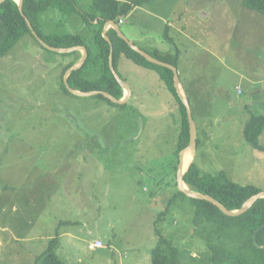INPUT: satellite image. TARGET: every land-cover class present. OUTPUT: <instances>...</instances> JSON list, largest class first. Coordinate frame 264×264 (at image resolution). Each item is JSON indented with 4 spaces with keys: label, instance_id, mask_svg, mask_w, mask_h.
<instances>
[{
    "label": "rangeland",
    "instance_id": "rangeland-1",
    "mask_svg": "<svg viewBox=\"0 0 264 264\" xmlns=\"http://www.w3.org/2000/svg\"><path fill=\"white\" fill-rule=\"evenodd\" d=\"M76 2L89 11L90 0ZM143 7L118 25L125 37L146 53L177 46L181 91L189 83L208 92L201 100L189 95L199 139L190 164L264 192V130L262 150L243 134L251 115L264 116V16L243 0ZM77 18L49 10L40 22L46 34L81 35L94 58L85 73L97 76L92 27L82 29ZM60 59L29 36L0 58V264H35L56 236L54 253L65 264H151L155 229L186 253L185 264L190 256L201 261L207 233L190 222L185 200L157 220L176 193L173 93L156 71L120 57L116 72L132 92L127 103L67 95ZM97 241L102 247L89 250Z\"/></svg>",
    "mask_w": 264,
    "mask_h": 264
},
{
    "label": "trees",
    "instance_id": "trees-1",
    "mask_svg": "<svg viewBox=\"0 0 264 264\" xmlns=\"http://www.w3.org/2000/svg\"><path fill=\"white\" fill-rule=\"evenodd\" d=\"M90 1L89 11L85 12L77 4L76 0H23L22 14H20L17 3L14 0H6L0 5V58L7 56L21 39L29 36L47 53L61 58V89L65 94L72 96L65 88L63 78L65 72L80 59V52L73 51L58 54L46 50L31 34L25 22L24 17H26L37 36L47 45L59 49H69L75 46H83L87 49L88 57L84 65L72 71L68 76L67 83L72 89L81 92L102 91L112 95L116 99H121L123 97V90L110 71V46L102 37V29L105 23L109 21H114L117 25H121L119 21L123 20V17L130 15L137 7L145 6L149 0H129L127 2H120L118 0ZM243 5L250 11L264 16V0H243ZM49 10H55L65 16L76 15L77 19L84 24L81 27L84 30L88 26L93 28L97 26L94 31L92 30L96 45V57H94L97 60L94 63L98 66L93 72L97 76H90V72L88 74L85 73L86 68L94 58L91 56V50L81 35L77 33H63L60 35L44 33L40 18L43 13ZM95 21L97 22L96 26L93 24ZM167 28L168 26H166V31L168 32L169 28ZM71 29L75 30L74 28ZM107 36L113 47L112 64L115 70L120 57L130 60L137 66L154 70L158 73L166 88L175 96L180 113V128L176 149L178 157V154L189 144V124L185 106L179 99L173 86L172 71L146 61L119 38L113 29L107 32ZM165 39L172 42L168 34L165 35ZM148 54L161 62L170 64L176 68L178 66L179 51L177 48L174 55H162L158 52ZM94 97L105 101L109 106H120L112 103L102 95ZM250 118L244 126V138L253 148L262 150L259 138L264 130V116L251 115ZM198 145L199 139L197 140L196 149ZM174 170L177 171V166H174ZM183 180L190 190L215 198L229 210L240 209L251 197L261 192V190L253 186H241L220 176L213 177L202 174L200 169L195 165V162L189 166ZM174 186L176 193L170 198L165 211L159 214L157 220L162 219L168 212L169 207L177 200H185L188 203L187 208L191 213L190 222L207 233L206 246L208 252H205V257L200 261L196 257L190 256L186 264H264V228L258 232L255 239L257 246L260 248L255 246L253 240V234L256 230L264 226V199L257 200L243 215L228 217L207 201L191 199L185 196L178 190L176 182ZM155 234L157 236V244L151 253V264H185L183 259L186 256L184 257L183 255L186 253L180 252L174 242L161 235L157 229H155ZM57 244L58 236L49 241L46 250L35 259V264H65L54 253Z\"/></svg>",
    "mask_w": 264,
    "mask_h": 264
},
{
    "label": "water",
    "instance_id": "water-1",
    "mask_svg": "<svg viewBox=\"0 0 264 264\" xmlns=\"http://www.w3.org/2000/svg\"><path fill=\"white\" fill-rule=\"evenodd\" d=\"M6 0H0V5L3 4ZM17 5H18V10L20 12V14H22V9H23V0H14ZM25 18V22L26 25L28 26V28L31 31V34L33 35L34 38H36V40L38 41V43L45 48L48 51L51 52H55L58 54H64V53H70L73 51H79L82 53V57L80 58L79 61H77L75 63V65H73L71 68H69L64 75L63 78V82H64V86L65 88L68 90L69 93H71L72 95L75 96H79V97H94L97 95H102L103 97L107 98L108 100H110L112 103L117 104V105H124L125 103H127L128 99L131 97V89L129 87V85L127 83H125L117 74L115 68L113 67L112 64V52H113V47L111 44V41L109 39V37L107 36V27H111L113 30H115V32L117 33V35L119 36V38H121L132 50H134L136 53H138L140 56H142L146 61L167 68L169 70L172 71L173 73V86L174 89L176 90V93L179 97V99L181 100V102L183 103V105L185 106L186 109V114H187V120H188V124H189V144L188 146L183 149L180 153H179V164L177 167V173H176V184H177V188L178 190L183 193L185 196L191 198V199H196V200H203V201H207L209 203H211L212 205H214L215 207H217L224 215L228 216V217H238L243 215L244 213H246L251 206L259 199H264V192H259L258 194L254 195L253 197H251L246 203H244V205L238 209V210H229L227 209L223 204H221L219 201H217L215 198L209 196V195H205V194H201V193H197L194 192L192 190H190L186 184L184 183V175L186 172L182 171V160H183V155L186 151H191V152H195L196 150V146H197V128H196V124L195 121L193 119V115H192V111H191V107L188 101V98L185 96V93L181 91V83H180V78L178 75V71L177 68L159 61L156 58H153L151 55H149L148 53H146L145 51L141 50L138 46H136L133 42L129 41L125 35L121 32V30L119 29L118 25L114 22V21H109L106 22L105 27L102 31V37L108 42L109 46H110V55H109V68L111 73L113 74L114 78L116 79V81L118 82V84L120 85V87L122 88L123 91H125L126 93L123 95V97L121 99H116L115 97H113L112 95L106 93V92H102V91H89V92H81V91H77L72 89L68 83H67V79L68 76L70 75V73L74 70H77L79 68H81L87 57H88V52L87 49L83 46H75L69 49H59V48H54L51 47L49 45H47L46 43H44L35 33V31L33 30V27L30 23V21ZM263 227L259 228L258 230H256V232L253 234V240H254V244L255 246H257L255 239L256 236L258 234V232L263 229ZM258 247V246H257ZM260 248V247H258Z\"/></svg>",
    "mask_w": 264,
    "mask_h": 264
},
{
    "label": "crops",
    "instance_id": "crops-1",
    "mask_svg": "<svg viewBox=\"0 0 264 264\" xmlns=\"http://www.w3.org/2000/svg\"><path fill=\"white\" fill-rule=\"evenodd\" d=\"M118 1H120V2H126V1H128V0H118ZM136 10H140V11H142V10H144V7H137L136 9H134L132 12L133 13H135V11ZM123 21V20H122ZM96 21L93 23L94 24V26H96ZM124 23V21L122 22V24ZM106 24V23H105ZM166 26H168V28H169V25H166ZM104 27H105V25L103 26V29H104ZM119 27V26H118ZM96 28H97V26H96ZM96 28H93L92 27V29H91V31L93 30L94 31V29H96ZM103 29H102V31H103ZM110 29H112L111 27H107V32L110 30ZM119 29H120V27H119ZM121 30V29H120ZM73 31V30H72ZM115 31V30H114ZM121 32L123 33V31L121 30ZM124 34V33H123ZM127 37V36H126ZM148 40H150V41H152L151 39H149L148 38ZM153 42V41H152ZM167 42V41H166ZM134 43V42H133ZM168 44H170L169 42H167ZM135 44V43H134ZM87 47V46H86ZM176 48L178 49V51H179V59H178V64H179V61H180V56H181V54H182V51L177 47V46H175L174 48L172 47V52H169V51H167L166 50V48H165V50H163L162 52H160L158 49H156V48H151L150 50L151 51H153V52H158L159 54H162V55H173V54H175V52H176ZM175 51V52H174ZM80 54H81V57H82V53L80 52ZM80 57V58H81ZM80 60V59H79ZM78 60V61H79ZM177 68H178V66H177ZM178 71V70H177ZM178 75H179V73H178ZM184 88L186 89L185 90V94H186V96H187V98H189V95H190V97L191 98H193L194 100L195 99H206L207 97H208V92L207 93H205V92H203V91H199V90H197L196 88H193V89H190L189 88V83H187L185 86H184ZM240 89V88H239ZM124 93V92H123ZM126 93V92H125ZM124 93V94H125ZM123 94V95H124ZM237 94L238 95H241V94H243V91L241 92V94L240 93H238V91H237ZM131 95H132V92H131ZM242 107H243V109L247 112V110H248V108H247V105H246V103H243L242 104Z\"/></svg>",
    "mask_w": 264,
    "mask_h": 264
},
{
    "label": "bare ground",
    "instance_id": "bare-ground-1",
    "mask_svg": "<svg viewBox=\"0 0 264 264\" xmlns=\"http://www.w3.org/2000/svg\"><path fill=\"white\" fill-rule=\"evenodd\" d=\"M83 20V19H82ZM85 26H88V25H85ZM45 43V42H44ZM70 63V62H69ZM85 71V70H84ZM88 77V76H87ZM68 81V80H67ZM251 119V118H250ZM198 140V139H197ZM192 155H193V152L191 151H186L183 155V160H182V171H186L189 164L191 163L192 161Z\"/></svg>",
    "mask_w": 264,
    "mask_h": 264
},
{
    "label": "built area",
    "instance_id": "built-area-1",
    "mask_svg": "<svg viewBox=\"0 0 264 264\" xmlns=\"http://www.w3.org/2000/svg\"><path fill=\"white\" fill-rule=\"evenodd\" d=\"M119 24H122V20L119 21ZM238 93H240V90L237 89ZM102 247V243L97 241V242H94L93 245H90L89 246V250H95V249H99Z\"/></svg>",
    "mask_w": 264,
    "mask_h": 264
}]
</instances>
